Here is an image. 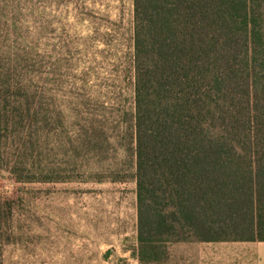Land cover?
I'll return each mask as SVG.
<instances>
[{
    "label": "trees",
    "instance_id": "1",
    "mask_svg": "<svg viewBox=\"0 0 264 264\" xmlns=\"http://www.w3.org/2000/svg\"><path fill=\"white\" fill-rule=\"evenodd\" d=\"M4 55L0 170L10 143L17 181H64L38 158L71 138L55 127L71 105L45 100L38 60ZM130 62L138 262L180 243H264V0H133Z\"/></svg>",
    "mask_w": 264,
    "mask_h": 264
},
{
    "label": "rangeland",
    "instance_id": "2",
    "mask_svg": "<svg viewBox=\"0 0 264 264\" xmlns=\"http://www.w3.org/2000/svg\"><path fill=\"white\" fill-rule=\"evenodd\" d=\"M0 13L4 59L38 60L45 100L71 105L68 126L55 124L71 138L42 144L38 158L42 176L64 181H17L16 147L7 145L0 264H140L130 143L133 0H0ZM193 256L178 246L161 264H194Z\"/></svg>",
    "mask_w": 264,
    "mask_h": 264
},
{
    "label": "crops",
    "instance_id": "3",
    "mask_svg": "<svg viewBox=\"0 0 264 264\" xmlns=\"http://www.w3.org/2000/svg\"><path fill=\"white\" fill-rule=\"evenodd\" d=\"M260 243L263 242L180 243L169 247L166 261H169L175 247L188 245L194 251V264H264V249L256 254L252 250L254 245Z\"/></svg>",
    "mask_w": 264,
    "mask_h": 264
}]
</instances>
